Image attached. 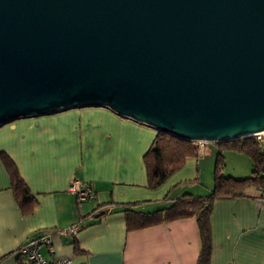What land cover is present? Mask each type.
Listing matches in <instances>:
<instances>
[{
	"label": "water",
	"instance_id": "water-1",
	"mask_svg": "<svg viewBox=\"0 0 264 264\" xmlns=\"http://www.w3.org/2000/svg\"><path fill=\"white\" fill-rule=\"evenodd\" d=\"M87 107L191 143L264 133V0H0V127Z\"/></svg>",
	"mask_w": 264,
	"mask_h": 264
},
{
	"label": "crops",
	"instance_id": "crops-1",
	"mask_svg": "<svg viewBox=\"0 0 264 264\" xmlns=\"http://www.w3.org/2000/svg\"><path fill=\"white\" fill-rule=\"evenodd\" d=\"M156 134L151 127L103 107L69 109L1 126L0 151L14 162L34 203L22 211L0 161V264H22L17 250L26 241L44 231L70 227L84 216V226L74 239L55 236L53 253L42 250L47 260L196 264L200 242L194 217L128 232L123 214L116 212L118 205L133 203L144 212H153L184 195L206 197L213 190L205 179L204 190L197 184L198 178L201 184L198 171L207 143L202 156L187 158L182 169L161 187L148 188L143 156ZM208 153L213 156L212 151ZM73 179L95 193L80 210L75 197L68 193ZM248 194L251 198L213 202L211 264H264V207L255 201L254 190ZM106 210L108 214L94 219Z\"/></svg>",
	"mask_w": 264,
	"mask_h": 264
},
{
	"label": "trees",
	"instance_id": "trees-1",
	"mask_svg": "<svg viewBox=\"0 0 264 264\" xmlns=\"http://www.w3.org/2000/svg\"><path fill=\"white\" fill-rule=\"evenodd\" d=\"M218 145L227 150H235L247 154L253 163L252 176L241 179L225 175L222 172L223 157L219 152L214 169V188L209 195L206 197L184 195L169 207L153 212H144L136 208L137 205L134 203L118 205L119 209L116 212L123 214L126 231L139 230L173 219L194 217L200 242L196 264H211L210 217L213 202L226 198H251L248 194L250 190H261L264 187L263 143L250 137ZM198 157L197 148L194 147L193 143L177 139L169 134L157 132L152 145L143 156L148 188L154 190L161 187L170 176L182 169L187 158ZM0 161L9 175L10 187L16 202L19 204L18 206L22 211L27 207L31 208L34 203V197L24 180L20 177L14 162L3 151H0ZM85 220L86 216L80 218L81 227L84 226Z\"/></svg>",
	"mask_w": 264,
	"mask_h": 264
},
{
	"label": "built area",
	"instance_id": "built-area-1",
	"mask_svg": "<svg viewBox=\"0 0 264 264\" xmlns=\"http://www.w3.org/2000/svg\"><path fill=\"white\" fill-rule=\"evenodd\" d=\"M258 142L264 144V133H258L253 136ZM197 148V154L202 156L204 153V142L193 143ZM255 191V201L264 207V187L261 190ZM68 193L75 197L78 210L81 205L95 198V193L90 186L73 179L68 186ZM81 222L71 225L70 227L57 229L55 231H44L26 241L17 250V255L21 258L22 264H72L70 259H53L47 260L42 250L47 248L50 253H53L52 243L55 236L66 239H74L81 228Z\"/></svg>",
	"mask_w": 264,
	"mask_h": 264
},
{
	"label": "rangeland",
	"instance_id": "rangeland-1",
	"mask_svg": "<svg viewBox=\"0 0 264 264\" xmlns=\"http://www.w3.org/2000/svg\"><path fill=\"white\" fill-rule=\"evenodd\" d=\"M206 152L203 156V160L201 161L199 167L198 174L201 175V184L199 183V178L197 181L198 186H201L204 190V186L202 183L205 179V184L207 186H214V169H215V163L217 158V152H220L223 157V168L222 172L225 175H230L234 178H248L252 176V169H253V163L251 158L245 154L241 153L235 150H227L225 148H222L214 143H207ZM218 149L216 152L215 150ZM209 152H213V156H209ZM211 192V191H210ZM200 194V193H198ZM204 194V192H203ZM194 197L198 196L201 197L202 195H192Z\"/></svg>",
	"mask_w": 264,
	"mask_h": 264
}]
</instances>
